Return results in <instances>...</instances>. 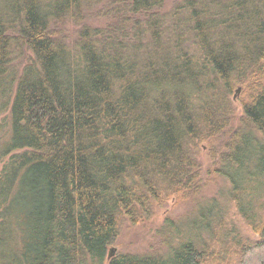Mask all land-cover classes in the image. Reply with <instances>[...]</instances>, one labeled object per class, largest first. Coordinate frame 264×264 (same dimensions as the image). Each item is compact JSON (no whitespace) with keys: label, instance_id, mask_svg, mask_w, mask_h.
I'll return each instance as SVG.
<instances>
[{"label":"trees","instance_id":"1","mask_svg":"<svg viewBox=\"0 0 264 264\" xmlns=\"http://www.w3.org/2000/svg\"><path fill=\"white\" fill-rule=\"evenodd\" d=\"M105 1L0 0V264H264V221L238 205L252 244H175L168 222L164 253L108 259L123 214L199 195L200 143L236 172L264 164V0H117L111 31H52ZM237 87L255 131L225 139Z\"/></svg>","mask_w":264,"mask_h":264},{"label":"rangeland","instance_id":"2","mask_svg":"<svg viewBox=\"0 0 264 264\" xmlns=\"http://www.w3.org/2000/svg\"><path fill=\"white\" fill-rule=\"evenodd\" d=\"M177 1L167 0L164 11ZM116 3L117 0H106L89 5L74 18L68 17L53 23L52 31L63 42L72 46L83 26L91 28L90 30L111 31L124 17H121L120 11L114 13L110 11ZM248 42V38L242 40V53ZM239 89L241 92L235 99ZM249 96L250 88L244 87L235 88L228 96L231 104V125L224 133L225 139L239 127L255 131L247 124L244 114V104ZM220 149L221 146H213L208 142L198 145L202 180L199 195L183 198L181 195L170 196L164 204L154 206L150 218L139 222H133L123 214L118 225V234L109 251L115 248L118 254H161L167 250L169 244L167 239L172 236L175 238V244L178 243L179 238H188L209 250H214L218 241L220 243L223 241L222 245L225 244L223 245L225 248H236L231 240H227L233 235L231 230L239 231L238 234L241 237L239 242L242 244L258 241L260 239L258 234L235 206H240V211L246 213L251 219H255L257 223L264 221V164L256 168L255 164L247 163L244 171L236 172L225 164H217L215 159L211 158L212 153L215 151V154H218ZM232 219L235 224H232ZM168 222L181 228H172L173 226L168 225ZM170 227L172 228L170 231L174 232L173 229H178L179 232L170 233L172 236L168 235L166 231ZM225 231L227 235H224ZM165 257L169 262L170 255L166 254ZM219 263H224V259ZM102 264H107V258Z\"/></svg>","mask_w":264,"mask_h":264},{"label":"water","instance_id":"3","mask_svg":"<svg viewBox=\"0 0 264 264\" xmlns=\"http://www.w3.org/2000/svg\"><path fill=\"white\" fill-rule=\"evenodd\" d=\"M240 92H241L240 89L236 92L235 99L238 97V95L240 94ZM116 253H117V250L115 248L111 249L109 251L108 259L111 260L113 257H115Z\"/></svg>","mask_w":264,"mask_h":264}]
</instances>
